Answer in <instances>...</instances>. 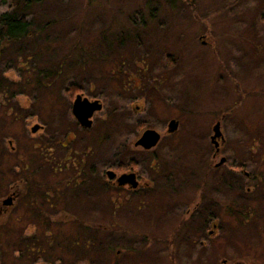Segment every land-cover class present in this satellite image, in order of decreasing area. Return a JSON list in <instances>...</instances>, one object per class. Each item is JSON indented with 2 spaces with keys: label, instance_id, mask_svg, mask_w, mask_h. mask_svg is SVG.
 <instances>
[{
  "label": "rangeland",
  "instance_id": "1",
  "mask_svg": "<svg viewBox=\"0 0 264 264\" xmlns=\"http://www.w3.org/2000/svg\"><path fill=\"white\" fill-rule=\"evenodd\" d=\"M25 3L0 0L30 23L0 40V201L28 177L44 213L0 214V264H264V0Z\"/></svg>",
  "mask_w": 264,
  "mask_h": 264
},
{
  "label": "water",
  "instance_id": "2",
  "mask_svg": "<svg viewBox=\"0 0 264 264\" xmlns=\"http://www.w3.org/2000/svg\"><path fill=\"white\" fill-rule=\"evenodd\" d=\"M102 109V105L99 100L89 101L87 98H82L81 95L77 97L75 102L73 103L72 113L82 128H91L93 124V117L96 112H100ZM179 126V122L172 120L169 124V133H173L177 131ZM39 126L32 128L31 132L36 134L38 132ZM214 136L212 137V141L215 143V146L218 147V140H223V133L221 130V123L218 122L214 127ZM161 140V134L153 129L146 130L143 135L137 140L136 146H141L143 149L150 150L155 148ZM10 145L12 146V142L10 141ZM15 148L12 146V150ZM219 148L217 149V151ZM225 159L222 158L221 163H224ZM107 176L110 181L116 178V173L114 171H108ZM118 187L122 186H130L131 190L137 189L139 186V181L137 180L136 175L133 174H124L118 177L117 179ZM11 199L6 201V204H11Z\"/></svg>",
  "mask_w": 264,
  "mask_h": 264
},
{
  "label": "flooded vegetation",
  "instance_id": "3",
  "mask_svg": "<svg viewBox=\"0 0 264 264\" xmlns=\"http://www.w3.org/2000/svg\"><path fill=\"white\" fill-rule=\"evenodd\" d=\"M91 101H93V100H91ZM14 150H12V151H14ZM118 177H120V176H117L114 181H110V180H108V181H110L114 185L118 186L117 185ZM139 179H140V176H139ZM138 181H139V186H138L139 188H141L145 185L144 184L145 180L140 179ZM23 182H24L23 180L20 181L21 185H19V183L16 182L15 185L13 184L10 188H8V190H5L6 195L4 194L5 196L2 197V200L0 201V214H2V215L7 214L8 215L9 213H11V209L15 206L16 203L22 202V208H23L22 213L23 214L36 216L39 213L40 215H43L44 212L39 211L37 208V203H36L37 196H36V194H30L31 189L26 187V185H24ZM32 186L35 187L34 184ZM32 189L34 190V188H32ZM9 199H11L12 203L6 204V201ZM45 212L50 213L51 211L50 212L45 211ZM191 229L196 230L195 227L191 228ZM183 234L185 235V233H183ZM179 235H182V234L180 233ZM209 235L211 238L214 237V234L212 231H210ZM188 238H190V236L187 237V241H189ZM200 243H201V245L205 244L204 241H201ZM223 263L228 264V261L225 259ZM231 264H234V263H231ZM235 264H245V263L237 262Z\"/></svg>",
  "mask_w": 264,
  "mask_h": 264
},
{
  "label": "trees",
  "instance_id": "4",
  "mask_svg": "<svg viewBox=\"0 0 264 264\" xmlns=\"http://www.w3.org/2000/svg\"><path fill=\"white\" fill-rule=\"evenodd\" d=\"M4 2H7L8 0H2ZM10 1V0H9ZM30 0H26L25 5H29ZM30 23L26 21L25 18H14L13 15L10 14H4L0 17V40H8V41H15L17 38H20L25 35H29L27 28L29 27ZM74 89H76L74 87ZM12 151V150H11ZM13 152V151H12ZM2 164L5 166V157L4 155H0V165ZM2 175L5 174L4 171L1 173ZM24 185L26 187L31 189L30 194H36L37 196V188L32 186L34 182L26 177V180H23ZM33 183V184H32ZM35 185V184H34ZM34 188V190L32 188ZM4 237V234H3ZM34 242V240L32 241Z\"/></svg>",
  "mask_w": 264,
  "mask_h": 264
}]
</instances>
